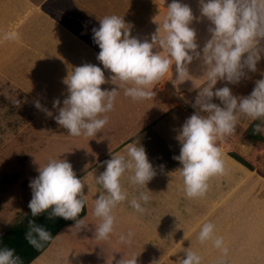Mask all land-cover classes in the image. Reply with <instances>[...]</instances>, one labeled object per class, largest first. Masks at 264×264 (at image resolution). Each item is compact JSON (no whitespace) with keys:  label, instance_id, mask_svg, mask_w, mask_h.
<instances>
[{"label":"clouds","instance_id":"clouds-1","mask_svg":"<svg viewBox=\"0 0 264 264\" xmlns=\"http://www.w3.org/2000/svg\"><path fill=\"white\" fill-rule=\"evenodd\" d=\"M199 4L201 15L197 17L182 0H171L150 40L133 35V22L126 21L123 15L111 14L99 19V26L92 29V39L99 46L96 59L103 68L93 63L69 65L67 75L62 78L67 86L62 106L59 97L52 102L53 107L58 108L53 118L59 126L73 136L95 137L108 122L106 113L114 108L119 88H124V94L133 100L150 99L156 95L154 85L169 72L172 73L169 80L176 87L190 80V65L194 59H199L204 84L192 105L195 111L180 126L177 135L180 151L173 156L180 162L181 166L175 170L189 198L203 196L208 190L209 178L225 172L224 154L217 142L235 133L241 116L259 121L253 133L264 135V76L255 81L248 95L234 94L229 86L249 79L248 72H256L257 63L264 56L261 43L264 40V0H199ZM203 18L211 21L208 27L211 36L201 48L191 24ZM3 38L18 39V34L9 31ZM173 65L175 79H172ZM105 69L112 73V84L117 87H101L108 82ZM218 81L226 83L215 87ZM214 97L220 103L214 102ZM34 105L52 115L40 99H35ZM102 163L106 165L104 171L94 177L101 186L93 208V215L98 218L94 228L97 240H106L114 232L117 223L114 209L118 204L128 201L137 212L143 213L144 205L151 199L149 192L138 190L129 200L123 178L127 175L133 185L142 189L157 175V168L165 169L163 163L154 166L149 160L139 137L120 152H112L111 158ZM84 185V179L77 176L67 159L53 158L39 165L38 175L29 180L31 216L47 213L48 219L62 217L75 220L72 227H85L83 217L78 218L86 203ZM28 225L25 239L32 246L40 248L42 242L52 239L45 225L34 219L29 220ZM132 235L129 231L127 235L121 234L120 239L130 243ZM197 239L201 244L218 249L222 256L216 264H224L229 248L212 221L199 225ZM184 253L176 264H202L203 257L198 251L188 247ZM137 257L123 255L116 264H138ZM0 264H23V260L14 248L4 245L0 246Z\"/></svg>","mask_w":264,"mask_h":264},{"label":"crops","instance_id":"crops-1","mask_svg":"<svg viewBox=\"0 0 264 264\" xmlns=\"http://www.w3.org/2000/svg\"><path fill=\"white\" fill-rule=\"evenodd\" d=\"M45 1L36 3L34 11L44 13ZM64 1L70 6L72 0ZM182 2L191 7L194 16L201 15L199 0ZM170 3L171 0H95L93 4H88V8L102 13L93 16V19L97 18L96 22L106 14L123 15L126 21L133 22V35L150 40L158 23L165 17ZM104 4L106 9L103 11ZM53 8L55 12H61L55 5ZM58 18L55 13L53 23L61 24ZM91 19L92 15L87 19L88 23ZM210 24L211 21L207 18L192 21L191 26L196 29L201 48L211 36L208 31ZM93 27H96L94 23L89 25L88 34H85L87 38L89 34H93ZM72 36L77 43L66 50L65 45L60 54L75 55V47L76 52H79L78 41H81V36ZM81 43L84 51L80 54L97 56L99 46L94 51L88 42ZM261 43L264 44V40ZM263 57L257 63V71L248 72L249 79H243L237 85H229L234 94L248 95L254 88L255 81L264 76ZM172 71V79H175V65ZM190 72V80L178 87L169 80L172 73L165 74L154 85L156 95L150 99L133 100L124 94V88H119L114 108L109 113L116 118L115 123L122 120V129L127 135L100 157L92 159L88 169L86 167L77 174L85 182V227H72L74 223L63 228L46 251L31 264H116L123 255L131 254L138 256V264H153L161 259L163 250L168 246L176 247L178 255L183 256L184 249L191 247L202 255V264H216L222 253L210 244H201L197 239L199 225L208 219L216 225L218 234L224 237L229 248L224 264H264V175L249 169L230 154L236 152L242 158L254 160L251 164L255 167L264 164V160L260 162L256 156L258 148L263 147L264 135L254 134L253 126L250 135H253L255 142H249V132L246 133L254 121L241 116L235 133L217 142L224 154L225 170L230 169V172L210 177L208 190L203 196L187 197L182 178L175 170L181 166L179 161L173 159L180 151V141L177 139L180 126L195 111L192 105L199 88L204 84L203 66L199 59L193 60ZM224 83L226 81H218L215 87H221ZM213 100L220 103L218 98L214 97ZM120 113L123 114L122 117ZM138 137L143 145L144 139L145 143L151 144L150 147L144 146L154 166L163 163L165 169L157 168V175L142 189L133 185L127 175L123 178L122 183L129 193V200L138 190L149 192L151 199L144 205L143 213L137 212L128 201L118 204L114 209L117 218L114 232L106 240H97L94 228L98 218L93 215V208L101 186L95 182L94 177L104 171L106 165L102 162L110 159L112 152H120L127 143ZM233 169L237 173H232ZM129 231L133 234L131 242L121 241L120 235H127ZM187 241L188 244L185 243ZM165 255H168V251Z\"/></svg>","mask_w":264,"mask_h":264},{"label":"rangeland","instance_id":"rangeland-1","mask_svg":"<svg viewBox=\"0 0 264 264\" xmlns=\"http://www.w3.org/2000/svg\"><path fill=\"white\" fill-rule=\"evenodd\" d=\"M94 1L72 0L69 6L64 0H46L43 4L44 13H39L34 11V5L40 0H0V234L30 211L28 203L32 193L29 180L38 175L39 165L43 166L53 158L67 159L76 174H79L86 167L89 168L92 159L100 157L127 135L122 129V120L115 123L116 118L109 112L106 113L107 124L95 137L73 136L53 118L58 114V108L53 107V100L59 97L62 106L67 95V86L62 83V78L67 75L69 65L93 63L103 68L96 56L80 54L84 51L81 41L88 42L97 51L98 45L93 42V34H89L88 38L85 36L89 25L94 23L96 27L99 26L97 18L93 19V16L102 13L88 8V4ZM54 5L61 12H55ZM105 9L104 4L102 10ZM55 13L61 24L53 23ZM91 15L92 19L88 23L87 19ZM9 31L16 32L18 39H4V33ZM72 35L81 36V41H78L79 52H76L75 47V55L60 54L65 45L66 50L77 43ZM104 71L108 82L101 87H115L111 81L112 73L107 69ZM115 83L119 84V81ZM35 99H40L52 115L37 109ZM120 116L123 114L120 113ZM258 122L251 123L246 132H249V142H255L250 130ZM146 144L144 139V145L151 146ZM151 149L154 150L153 147ZM256 154L262 162L264 144ZM244 158L250 164L254 162L248 157ZM252 167L254 172L264 175V164ZM225 171L229 173L230 169ZM231 172L237 173L234 169ZM164 250L157 264L170 261L175 264L176 257L185 256V253L184 256H176V247L168 246ZM167 251L169 257L165 255Z\"/></svg>","mask_w":264,"mask_h":264},{"label":"trees","instance_id":"trees-1","mask_svg":"<svg viewBox=\"0 0 264 264\" xmlns=\"http://www.w3.org/2000/svg\"><path fill=\"white\" fill-rule=\"evenodd\" d=\"M231 155L238 160L240 163L253 170L252 165L247 162L244 158L238 154L231 153ZM50 211V210H49ZM87 212V207H85L83 212L79 214V217H84ZM34 219L37 223L43 224L52 233V239L49 241L42 242V247L36 248L28 243L25 239V233L28 230V221ZM75 220H65L62 217H55L54 219H48L47 213L41 214L37 217L31 216V210L26 213L22 218L13 223L6 231L0 234V246H8L14 248L16 253L22 258L23 264H31L35 261L41 254L46 251L50 246L55 237L60 233V231L74 224Z\"/></svg>","mask_w":264,"mask_h":264},{"label":"bare ground","instance_id":"bare-ground-1","mask_svg":"<svg viewBox=\"0 0 264 264\" xmlns=\"http://www.w3.org/2000/svg\"><path fill=\"white\" fill-rule=\"evenodd\" d=\"M213 213H214V212H213ZM211 214H212V213H211ZM205 215H206V214H205ZM214 215H215V214H214ZM215 217H216V216H215ZM209 218H211V217H209ZM212 218H213V216H212ZM208 220H210V219H208ZM213 221H214V219H213ZM198 228H199V227H198ZM181 250H182V249H181ZM181 250H180V251H181ZM180 251H179V252H180ZM176 256H178V254H177ZM167 257H169V256H167ZM167 257H166V258H167ZM170 257H171V256H170ZM178 257H179V256H178ZM180 257H181V256H180ZM182 257H183V256H182ZM171 258H172V257H171ZM171 258H170V260H171ZM173 258H174V257H173ZM158 260H159V259H157V261H158ZM165 260H166V259H165ZM175 260H177V257H176ZM165 262H166V261H165ZM165 262H163V263H165ZM167 262H169V261H167ZM167 262H166V263H167ZM170 262H171V261H170ZM170 262H169V263H170ZM172 262H173V261H172ZM172 262H171V264H172ZM169 263H167V264H169ZM175 264H176V263H175Z\"/></svg>","mask_w":264,"mask_h":264}]
</instances>
